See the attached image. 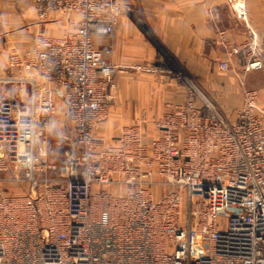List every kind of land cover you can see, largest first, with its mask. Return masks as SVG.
<instances>
[{
    "label": "built area",
    "instance_id": "obj_1",
    "mask_svg": "<svg viewBox=\"0 0 264 264\" xmlns=\"http://www.w3.org/2000/svg\"><path fill=\"white\" fill-rule=\"evenodd\" d=\"M40 22L80 15L75 29L35 37L32 51L13 50L16 86L0 99V174L27 183L0 188V264H264V108L245 90L226 114L190 77L187 97L153 121L142 117L109 139L99 133L116 103L118 75L97 36L115 31L131 10L117 0H34ZM249 39L245 70L264 69V42L250 25L246 0H229ZM127 68V69H126ZM143 71L164 66L145 62ZM223 71L230 69L222 62ZM71 129L59 179L43 178L47 151L36 143L59 107ZM112 187V188H111Z\"/></svg>",
    "mask_w": 264,
    "mask_h": 264
},
{
    "label": "crops",
    "instance_id": "obj_2",
    "mask_svg": "<svg viewBox=\"0 0 264 264\" xmlns=\"http://www.w3.org/2000/svg\"><path fill=\"white\" fill-rule=\"evenodd\" d=\"M117 1L131 10L119 15L112 35L97 36L95 42L100 48L111 45L106 58L130 70L118 76L116 103L99 124V133L112 139L146 117L147 130L154 136V118L169 104L186 99L185 77L199 81L226 114L235 115L243 107L245 90L257 91L258 106L264 108V69L246 71V51L231 53L234 47L246 44L249 27L235 17L229 0ZM246 5L250 25L264 42V0H246ZM80 18L75 13L57 12L40 22L34 0H0V76L12 72L11 51H32L40 33L54 39L63 37L76 28ZM145 62L172 68V78L161 76L159 80L148 75L143 81L131 67ZM222 62H228L230 69L223 71ZM56 103L64 112L62 101L56 99ZM112 115L117 116L112 121L115 125L109 121Z\"/></svg>",
    "mask_w": 264,
    "mask_h": 264
},
{
    "label": "rangeland",
    "instance_id": "obj_3",
    "mask_svg": "<svg viewBox=\"0 0 264 264\" xmlns=\"http://www.w3.org/2000/svg\"><path fill=\"white\" fill-rule=\"evenodd\" d=\"M164 67L165 68L162 73L146 72L138 67L135 68L131 67V68L136 69L134 71L143 77L142 79L143 81H146L145 78L148 75L153 76L159 80L162 79L161 76H165L167 79L172 78L173 76L172 68L168 66H164ZM127 68H126L127 70L124 73H120L118 76L129 72L130 68L128 66ZM12 85L13 84L11 83L5 84L4 82H0V99L13 98L12 91L16 89V86L15 85L12 86ZM115 119H117V116L112 115L109 119V121L111 120L110 124L114 123L115 125L117 122H112L115 121ZM70 131L71 129L69 130V123L67 121V118L65 117L63 110H59L55 116V122H53L52 128L49 131L45 132L44 135L41 136L39 141L36 143V150L38 151V153L40 151V148L47 151L48 162L57 166V168L55 169H48L47 172L42 175L43 178H48L49 180L59 179V174H60L59 167L61 166L62 161L64 160L65 152L67 149L66 143L68 142V139L66 136H71ZM13 174H14L13 169H11V171H7L0 174V188L8 191H15L20 193L25 192L27 183L24 181L14 180Z\"/></svg>",
    "mask_w": 264,
    "mask_h": 264
}]
</instances>
